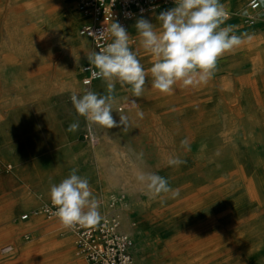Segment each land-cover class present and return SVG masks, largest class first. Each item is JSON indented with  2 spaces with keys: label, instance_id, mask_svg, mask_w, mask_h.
I'll use <instances>...</instances> for the list:
<instances>
[{
  "label": "rangeland",
  "instance_id": "1",
  "mask_svg": "<svg viewBox=\"0 0 264 264\" xmlns=\"http://www.w3.org/2000/svg\"><path fill=\"white\" fill-rule=\"evenodd\" d=\"M19 1L24 0H0V48L3 45L7 47L6 52L10 51L8 59L7 54L0 51V264H87L78 253L73 232L57 218L47 219L40 214L43 207L51 204V185L59 184L72 169H78L77 174L88 179L100 201L102 219L114 214L109 213L110 210L120 203L128 208L129 226L134 230V235L129 236L134 244L132 253L136 264H198V260L206 258L207 249L199 253L190 249L191 245L186 244L182 235L197 223L220 218L231 211L238 213L224 221L243 226L247 242L252 241L258 233L255 224L264 221V216L259 215L262 214L260 204L254 202L248 192L250 185L233 177L232 172L245 154L246 163L259 174L253 177L252 191L264 203V74H235L217 62L215 74L207 83L195 87L177 84L171 94L151 88L152 78L148 76L145 89L155 91L154 100L145 101L143 95L133 97L138 103L137 110L132 111L136 117L127 116V109L122 111L128 117L126 128L92 125L76 113L70 100L73 93H83L81 68L89 64L87 55L94 51L91 43L83 42L84 50L74 71L75 48L62 23L55 21L48 30L54 46L49 52V61L45 62L41 35L36 44L18 32L20 26H28L27 11L18 10ZM72 1L75 12L79 13L77 1ZM250 1L253 0L242 7L238 25H244L245 16H254L257 20L264 14L261 0L258 1L263 9L258 12L250 10ZM51 2L57 10L62 5L61 0ZM237 4L234 3L231 20L241 5ZM148 14L142 18L159 24V14ZM69 17L78 34L82 16ZM131 33L130 48L148 69L153 57L141 46L138 33L134 30ZM262 40L264 42V36ZM246 53L239 51L236 55ZM48 65L49 72L43 71ZM72 72L75 76L69 78ZM101 82L103 80L94 84L100 94L102 91L97 89ZM205 93L211 94L216 108L212 118H206L201 101L195 99ZM113 95L117 99L115 108L119 109L124 106L119 105V100L129 99L131 89L117 83ZM167 95L176 96V102L164 101ZM234 98L238 101H232ZM248 98L252 103L245 104ZM175 105L181 107V112L167 116L164 109ZM113 113L118 121L119 114ZM76 121H79V129L67 131ZM208 121L211 123L207 124ZM171 122L180 124L179 128L183 129L179 134L186 144L178 148L173 144L176 135L168 127ZM99 147L102 159L95 153ZM173 157L184 163L169 166V158ZM141 173L165 177L179 195L152 194L138 181ZM194 181H198L197 186L212 188L209 193H214V198L209 196L212 204L191 211L196 202L185 201V196L196 187ZM105 195L109 196L106 205ZM31 212L39 214L23 221V216ZM121 224L126 233L122 220ZM219 226L216 228H224ZM222 237L224 235L210 247L219 251L218 259L235 250H225L222 242L220 244ZM233 261L229 264H238Z\"/></svg>",
  "mask_w": 264,
  "mask_h": 264
},
{
  "label": "clouds",
  "instance_id": "2",
  "mask_svg": "<svg viewBox=\"0 0 264 264\" xmlns=\"http://www.w3.org/2000/svg\"><path fill=\"white\" fill-rule=\"evenodd\" d=\"M175 5L157 17L159 30L147 19L140 18L136 22L141 46L153 57L152 66L148 69L130 48V36L125 27L119 22H111L112 42L99 51L88 53L90 67L86 69L93 79H102L106 83L107 94L87 87L82 94L73 93L70 100L79 116L92 125L108 129L126 128L128 117L115 108L117 100L113 93L117 83L121 87H130L129 99L133 104L136 101L132 98H139L145 92L149 74L151 88L162 94H171L177 84L189 87L207 83L215 74L218 60L234 52L245 39L252 38L247 33L243 36L234 34L233 26L222 27L229 18V12L220 0H175ZM113 112L119 114L118 121L114 119ZM78 129L79 121H76L69 125L67 131L76 132ZM183 144L186 142L182 141ZM183 163L178 157L168 161L169 166L175 167ZM77 173L78 169H72L59 184L51 185L49 197L55 211L47 206L44 209L71 230L77 226L98 225L102 219L100 201L88 179ZM137 179L154 195H179L165 177L156 173H141Z\"/></svg>",
  "mask_w": 264,
  "mask_h": 264
},
{
  "label": "bare ground",
  "instance_id": "3",
  "mask_svg": "<svg viewBox=\"0 0 264 264\" xmlns=\"http://www.w3.org/2000/svg\"><path fill=\"white\" fill-rule=\"evenodd\" d=\"M54 2H51V0H35V2L34 1L30 2L28 0L27 1H25V0L24 1H19L17 3L18 10L20 12L27 11L26 19L28 21L27 22L28 26L25 27V28H21V26H20L18 28V32L22 33V37H24L25 39H29V40L35 41L36 44H37V41H38V39H39V37L41 35L42 42H43L42 44H44L45 51H46L45 55H43V58H44L45 62H48L49 61V52H51V50H52V48L54 46L53 37H51V35L48 32L49 26L55 21H58L59 23L61 22L65 33L67 32L68 36H70L71 42H72V44H73V46L75 48L76 56L74 57V59L72 61V68L74 70L77 67L78 62L80 60V58H78V57L80 55H82V53H83V50H84V43L83 42L86 39L82 38L79 35V33L77 34V32L75 30V24L72 21L69 20V18H70L69 16L70 15L79 16V14L81 15V13H80L78 8L77 9H78L79 13L75 12V5H74L72 0H61L62 5H61L60 8H58V10L55 9ZM245 2L243 4V6L245 5ZM250 3H251V1L249 2V5H250ZM30 5H32V7L31 8H27ZM159 12H160V9L156 13L159 14ZM42 14H43V16H42ZM239 14L243 15L241 11L239 12ZM245 20H246V23L249 26H254V25L258 26L259 20H256L254 18V16H245ZM135 24H136V21L134 22V25ZM261 36H263V35H261ZM86 41H88V40H86ZM258 41H262V40H258ZM14 49H16L15 45L12 46V50H14ZM6 50H7V47L2 45V47L0 48V51H2L3 53H6L7 55H6L5 58L8 59V56L10 54L7 53V52H10V51L6 52ZM71 56H72V54H71ZM229 56H233V53H232V55H229ZM259 57H261L260 59H264V46L262 47V51L259 54ZM256 60H258V59H256ZM49 70H50L49 65L45 66L44 69H43V71H45V72H49ZM70 76L72 78H74L75 72L70 73L69 78H70ZM45 77L48 78V74L45 73ZM100 81H102V79L97 81V82H100ZM97 82H95V83H97ZM94 84L90 87V89L92 91L96 90V86L97 85H94ZM99 85H100V88L97 89V91L101 90L102 91L101 94L103 92L107 91V86H106V83L104 81L101 82ZM152 97H154V96H152ZM199 97L200 96H197V97H195V99L197 101H199V100L201 101V104H202L201 110H203L202 111L203 114H205V116H207L206 118H212L213 115H214V112L216 111V108L212 104L213 103V99H211V95L204 94V95H202L201 98H199ZM203 99H205V100H203ZM180 110L181 109L176 108L175 106L174 107H167L165 109V114L167 116L179 114L181 112ZM112 114H114V113H112ZM126 115L130 116V117H133V118L136 117V114L133 113V112H126ZM209 121L207 122V124L211 123ZM179 125L176 122H171L169 124V126H168L170 131L172 133H174V135H176V138L174 140L175 143H173L175 148H178V147L182 146V141H183L181 136H180V134H179V130L182 129V128H179ZM210 126H212V125H210ZM183 128H184V126H183ZM207 131H205V132H207ZM201 133L204 135L203 132H201ZM255 140H260V139H252V141H255ZM158 141H160V140H158ZM95 153L97 154L96 156L99 159H102V157H101V155H102L101 147L97 148L95 150ZM246 160H247V156L244 154L240 158V162L238 160L239 164L235 168V170L232 172V176L237 178V179H239V180H241V181H244L245 183L247 182L250 185L249 188L251 187V189H249L248 192L250 193L251 197L253 198L252 200H254V202H257V203L260 204L259 206L261 207L262 214H259V215H261L263 217L264 216V203L252 191L253 190L252 188H253V185H254L253 177L255 175L258 176L259 174H256L255 170L248 163H246L247 162ZM194 184H195L196 187L194 189H192V190H189V193H187L186 196H185L186 197L185 201H187V202L188 201L189 202H191V201L194 202L195 201L196 202L195 205L192 206L191 211L192 210L193 211L194 210H199V208H201L202 205H204V204H207V205L208 204L209 205L212 204L211 202L213 201V199H211L210 197L214 198V193L213 194L209 193V191L212 188L203 187V186H197L198 185V181H194ZM169 185H170V183H169ZM109 186H111V185L109 184ZM111 198H113V197H111ZM108 199H109V196L105 195L104 196V200H105L104 204L105 205H106V202L108 201ZM112 200H118L119 201L118 198H113ZM113 207H114V205L111 208H113ZM109 213H114V214L118 215L120 220L123 221V230L128 235H132V236L134 235V230L129 226L128 208L123 206V203H120V205L118 207H116L115 209L110 210ZM236 213H238V212H232L231 211V212L224 213V215L222 217H220V218H217V217L209 218L205 222L195 224L186 234L182 235L183 240L187 241L186 244L188 243L187 244L188 246L191 245L190 249H193L194 251H196L198 253L201 251V249H203V250H205V248L207 249V252L205 254L206 258L198 260V264H211V263L213 264V261L215 262V264H229V263H232L233 260H234L233 262H236L238 264H247L248 262H249V264H264V221L262 220V222L260 221V222H257V224H255V229H256V231L258 233H257L256 236H254V239L252 241L247 242L246 237L244 235V233H246V232H244L246 229L242 230L243 226H240V224L230 225L229 224V222H230L229 220L228 221H224V220H226V218H229V217L235 215ZM219 224L222 227H224V228H219L220 227ZM227 224H229V225H227ZM217 225L219 226L218 228H216ZM221 235H224V237H222V239L220 241V244L222 242V244H223L222 246H224L225 250H227V251L231 250V249H235V250L232 253H228L229 251L228 252H224L225 254L226 253H228V254L226 256L224 255L222 258L218 259V255H220L219 251L218 252H216V250L213 251V249L210 248V247H211L212 243L219 241V237ZM254 254H258V255L254 256ZM216 256H217V258H216ZM246 260H248L247 263H245ZM139 261L141 263L144 262V260L142 258L140 259V257H139Z\"/></svg>",
  "mask_w": 264,
  "mask_h": 264
},
{
  "label": "built area",
  "instance_id": "4",
  "mask_svg": "<svg viewBox=\"0 0 264 264\" xmlns=\"http://www.w3.org/2000/svg\"><path fill=\"white\" fill-rule=\"evenodd\" d=\"M170 5H175V0H115L114 4L112 0H77L83 19L78 33L91 43L94 51H99L113 40L109 31L111 22H119L126 29L129 22L136 17ZM249 8L255 12L261 8V4L258 0H253ZM230 18L229 13L228 19ZM101 31H103L102 35H97ZM89 67L90 65L87 64L81 68V86L84 89L101 80L92 78L91 72L86 70ZM85 81L89 83L85 84ZM127 107L129 104L121 106L119 110L123 111ZM45 207L40 214L47 219H55L56 217L44 210ZM47 207L55 211L51 204ZM38 214L31 212L23 216L22 220L26 221L29 217ZM69 230L75 235L78 253L87 264H136L132 253L133 241L122 231L118 215L111 214L95 226H77L74 230Z\"/></svg>",
  "mask_w": 264,
  "mask_h": 264
},
{
  "label": "crops",
  "instance_id": "5",
  "mask_svg": "<svg viewBox=\"0 0 264 264\" xmlns=\"http://www.w3.org/2000/svg\"><path fill=\"white\" fill-rule=\"evenodd\" d=\"M245 1H246V4H247V2L249 0H220V2L225 5L226 10L231 15H232L231 11H234V3H236V5H239L237 3H241V5H240V7H239V9H238V11L236 13V16L233 17V20H231L232 19V16H231L230 19H228V20L225 21L226 23H224L222 25V27L233 26L234 34L243 36L245 33H247L252 38L250 40L245 39V42L239 48H237L238 50L236 49L234 52H232L233 54L236 55V53L239 52V51H241V52L242 51H247V53H246L245 56H237L236 55V56H232V59H229L230 53H228V54L224 55V57H221V59L218 60V63H220L221 66L224 67V68H226V69H232L235 72V74H243V75H246V76H251L253 73H258V74H261L262 75V74H264V59H260L261 57H259V54L261 53L262 47L264 46V42L262 40L263 39V36H264V26H263L264 25V23H263L264 22V14H262V16H260V17L258 16V19L257 20H259V23L260 24L257 27L255 25L254 26H249L246 23V20H244V22H245L244 25H238L239 24L238 23L239 17L241 16L239 14V12L241 11V8L243 7V4H244ZM261 1L264 4V0H261ZM170 6H172V5H170ZM164 7L166 8V7H169V6H163V7L159 8L160 9L159 14L161 12L165 11V10H162ZM263 7L261 6V8L258 11H262ZM159 9L156 10V11H154V12L156 13L157 11H159ZM258 11H255V12H258ZM146 15H144V16H146ZM144 16L136 17L131 22H129L126 30L128 31L130 38L133 36V34L131 33V31L134 30V32H136V28H135V25L136 24L134 25L135 20H137L139 18H142ZM229 20H231V21H229ZM227 21H229V22H227ZM153 25L154 26H157V30H159V24H157V23L155 24V22H154ZM261 35H263V36H261ZM258 40H262V41H258ZM256 59H258V60H256ZM152 63H153V60L151 62H149V68L152 66ZM238 63H240L242 65H238ZM149 76H151V75L149 74ZM191 87H195V86H191ZM147 89L148 90H146L143 93L144 100L145 101L154 100V97H152V96H155L156 95L155 94V91L154 90L153 91L152 90H149V88H147ZM205 94L211 95L210 93H205ZM237 99L238 98H236V99L234 98V99H232V101L237 102ZM163 100L164 101H167V102L168 101L169 102L170 101L171 102H176L177 97L176 96H173V95H167L165 98H163ZM248 103H252V100L249 99V98L246 100L245 104H248ZM126 104H129V107L125 108V109H127L126 112H132V111L137 110V108H138L137 101H136L135 104H133V103H131V99H122V100H119V105H126ZM167 107H169V106H167ZM171 107H174V106H171ZM175 107L181 109V107H179L177 105H175Z\"/></svg>",
  "mask_w": 264,
  "mask_h": 264
}]
</instances>
